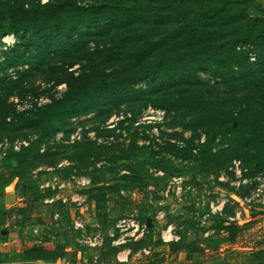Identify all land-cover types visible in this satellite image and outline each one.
I'll use <instances>...</instances> for the list:
<instances>
[{"label": "rangeland", "instance_id": "374dc122", "mask_svg": "<svg viewBox=\"0 0 264 264\" xmlns=\"http://www.w3.org/2000/svg\"><path fill=\"white\" fill-rule=\"evenodd\" d=\"M113 26L76 29L65 41L73 45L72 54H56L44 67L29 73L28 64L0 70V86L17 81L8 102L21 110L60 98L67 85L57 80L65 68L75 74L86 70L87 60L79 56L98 46H110L115 38ZM31 33L5 35L0 55L15 50L29 56ZM159 35L152 34L151 39ZM120 38L116 35L115 39ZM152 40L144 51L119 46L121 54L107 66L105 75L114 77L134 56L142 62L166 48ZM200 77L209 85L210 95L227 91L225 85L211 88L215 79L209 75L201 73ZM232 85L234 91H243L240 80ZM176 88L151 78L133 87L151 97ZM136 108L135 101L119 106L109 102L87 114L65 118L54 136L43 139L41 155L30 157L18 171L12 167L16 162L11 155L36 140L40 131L19 125L11 115L7 122L0 121V264H89L93 260L112 264L101 257L104 243L114 247L116 260L124 264H248L253 252L264 249L263 172L241 157L220 170L212 169L199 156L205 141L202 129L195 134L177 126L175 122L186 124L187 119H178L175 110L150 104L134 117ZM149 108L166 113L160 119ZM96 127L103 130L102 135H97ZM68 128L72 130L67 132ZM188 141L194 144L190 159L179 151L189 148ZM218 142L219 138L215 150ZM161 160H170L174 166L160 169ZM235 161H240L241 172ZM184 165L195 167L180 176L176 167ZM55 175L64 186L55 190L39 187L41 196L30 205L29 183L48 184ZM24 206H28L25 221L13 223ZM142 216L147 217L143 223ZM47 239L46 245L55 249L54 257L34 258L33 248ZM175 244L177 251H173Z\"/></svg>", "mask_w": 264, "mask_h": 264}, {"label": "trees", "instance_id": "16d2710c", "mask_svg": "<svg viewBox=\"0 0 264 264\" xmlns=\"http://www.w3.org/2000/svg\"><path fill=\"white\" fill-rule=\"evenodd\" d=\"M100 24L114 25V36H121L120 40L113 38L108 47L84 51L79 59L87 60L86 70L75 74L67 72L66 67L57 80L67 85L60 98L17 110L8 102L17 81L0 86V121L5 122L11 115L19 125L40 131L36 140L13 152L14 170L18 171L30 157L41 155L43 139L54 136L65 118L87 114L109 102L119 106L135 101L134 117L151 104L175 110L182 121L187 119L186 124L175 122L177 126L195 134L202 129L205 141L199 156L212 169L220 170L233 158L241 157L264 174V0H136L134 4L125 0L90 4L79 0H0V42L8 34L32 32L30 55L15 50L4 52L0 55V70L28 64L29 73L44 67L56 54H72L73 45L65 41L76 29ZM155 33L160 35L153 41L151 36ZM150 40L166 48L142 62L134 56V60L131 58L117 69L114 77L105 75V69L116 62L124 46L144 51L151 47ZM201 73L215 79L211 88L225 85L227 91L210 95L211 89L201 79ZM147 78L178 88L154 97L148 96L147 91L133 89ZM236 80L241 81L242 92L234 91L232 84ZM71 130L68 128L67 132ZM95 130L98 136L102 135L100 127ZM218 138L219 147L215 150ZM188 143L189 148L179 149L186 159L193 155L194 144ZM169 166H174L170 160L157 164L164 170ZM194 167L179 166L176 171L186 176ZM40 191L39 186L29 183L26 192L30 205L41 196ZM27 213L28 206L19 208L13 223L22 224ZM146 219L142 216L140 220L143 223ZM45 241L33 248L34 258L54 257L55 249L46 245L50 240ZM103 245L104 260L124 264L116 260L114 247ZM175 245L173 251L179 248ZM248 264H264V249L253 252Z\"/></svg>", "mask_w": 264, "mask_h": 264}, {"label": "built area", "instance_id": "2783aa9c", "mask_svg": "<svg viewBox=\"0 0 264 264\" xmlns=\"http://www.w3.org/2000/svg\"><path fill=\"white\" fill-rule=\"evenodd\" d=\"M43 1H47V0H43ZM9 36H12L13 37L14 34H8L7 37H9ZM4 40H5V38H4ZM148 112L157 113L159 115V118L160 119H162L164 117L165 113H166L165 110H156V111H154L151 108L148 109ZM234 163L236 164V166L239 167L240 161L238 163H236V161H235ZM239 172H241V168L240 167H239ZM63 186H64V183H60V181L58 180L57 175H55L53 177V179L50 182H48V184H41V185H39V187L41 188V190L44 187H46L48 190H50V189L55 190L56 188L60 189ZM58 217H59V214L56 212L54 214V218L57 219ZM89 264H97V260H93Z\"/></svg>", "mask_w": 264, "mask_h": 264}]
</instances>
